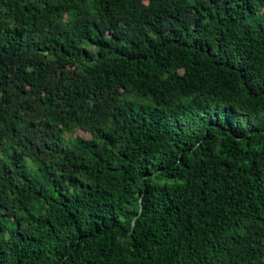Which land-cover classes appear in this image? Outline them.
Returning a JSON list of instances; mask_svg holds the SVG:
<instances>
[{
    "label": "trees",
    "instance_id": "16d2710c",
    "mask_svg": "<svg viewBox=\"0 0 264 264\" xmlns=\"http://www.w3.org/2000/svg\"><path fill=\"white\" fill-rule=\"evenodd\" d=\"M0 93V264H264V0H0Z\"/></svg>",
    "mask_w": 264,
    "mask_h": 264
},
{
    "label": "water",
    "instance_id": "95a60500",
    "mask_svg": "<svg viewBox=\"0 0 264 264\" xmlns=\"http://www.w3.org/2000/svg\"><path fill=\"white\" fill-rule=\"evenodd\" d=\"M0 95H1V93H0Z\"/></svg>",
    "mask_w": 264,
    "mask_h": 264
},
{
    "label": "rangeland",
    "instance_id": "374dc122",
    "mask_svg": "<svg viewBox=\"0 0 264 264\" xmlns=\"http://www.w3.org/2000/svg\"><path fill=\"white\" fill-rule=\"evenodd\" d=\"M78 133V132H77Z\"/></svg>",
    "mask_w": 264,
    "mask_h": 264
}]
</instances>
